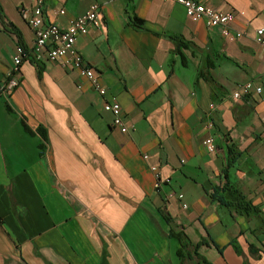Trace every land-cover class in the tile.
<instances>
[{"label":"crops","instance_id":"0c3cea01","mask_svg":"<svg viewBox=\"0 0 264 264\" xmlns=\"http://www.w3.org/2000/svg\"><path fill=\"white\" fill-rule=\"evenodd\" d=\"M93 2L101 27L76 47L105 97L31 55L6 92L16 49L32 51L35 32L21 14L29 0H0V264H200L196 253L264 264V0L212 1L235 13L239 39L164 0H44L45 20L67 27ZM113 99L127 133L104 110ZM209 120L215 153L203 145ZM152 166L168 178L160 191Z\"/></svg>","mask_w":264,"mask_h":264},{"label":"built area","instance_id":"2783aa9c","mask_svg":"<svg viewBox=\"0 0 264 264\" xmlns=\"http://www.w3.org/2000/svg\"><path fill=\"white\" fill-rule=\"evenodd\" d=\"M165 2H174L184 6L187 17L193 22H203L208 28H219L223 37L230 39H239L243 33L236 31L232 27L235 19L234 12H224L216 9L211 3L213 0H164ZM65 10L61 11L64 14ZM21 14L23 19L33 28L35 32V43L32 51L28 52L21 46L16 49L13 57V67L9 80L4 86V90L12 93L19 86L21 66L24 60L31 55L36 61H48L60 63L66 68L78 71L79 75L88 80L102 97L107 95V89L100 80L97 71L91 67L83 58L76 47V41L80 36H86L92 28L101 27V6L93 2L88 10L73 19L67 27L47 22L44 16V0H29V7H22ZM256 40L264 50V26L256 31ZM253 84L248 82L241 86L240 90L234 93L235 98H240L244 94H249ZM257 93H261L263 88H255ZM104 110L113 115V126L119 128L123 133L129 131L125 125L123 110L121 104L113 99L107 101ZM207 136L203 140L207 152L215 153L217 151L216 141L210 131L214 128V123L209 120L206 124ZM263 138H264V116H263ZM148 158V156H145ZM151 170L155 177V189L160 191L164 184L168 182L157 166H152ZM184 195L180 194L182 200ZM183 208L188 205L183 203Z\"/></svg>","mask_w":264,"mask_h":264},{"label":"trees","instance_id":"16d2710c","mask_svg":"<svg viewBox=\"0 0 264 264\" xmlns=\"http://www.w3.org/2000/svg\"><path fill=\"white\" fill-rule=\"evenodd\" d=\"M0 15H2V9L1 8H0ZM140 23H141V21H140ZM226 190L229 192V195L232 198H234L236 201H239V200L243 201L244 197H242V195L238 192H237L238 197H236V195H235L236 192H235V190H233V188L230 187L229 189H226ZM220 199H222V197H219V200ZM244 208L245 207H244L243 203L242 202L239 203V209H244ZM177 238L180 240V243H181V248L178 251V255L181 259L187 258L188 256H186L187 255L186 250L189 249V247H191V245L185 236L177 235ZM196 256L198 257L200 264H212L209 261H207L205 258L201 257L200 255H197V253H196Z\"/></svg>","mask_w":264,"mask_h":264}]
</instances>
